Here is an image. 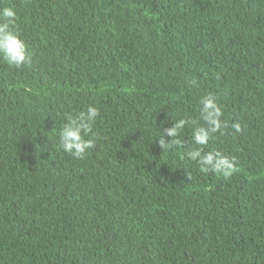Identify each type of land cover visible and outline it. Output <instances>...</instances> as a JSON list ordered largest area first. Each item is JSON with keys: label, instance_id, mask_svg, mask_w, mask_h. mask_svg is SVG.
<instances>
[{"label": "trees", "instance_id": "obj_1", "mask_svg": "<svg viewBox=\"0 0 264 264\" xmlns=\"http://www.w3.org/2000/svg\"><path fill=\"white\" fill-rule=\"evenodd\" d=\"M7 4L32 58L0 60V264H264V0ZM208 93L228 127L204 150L237 158L228 179L186 158L191 127L158 143L203 123ZM88 105L100 138L78 160L58 131Z\"/></svg>", "mask_w": 264, "mask_h": 264}, {"label": "clouds", "instance_id": "obj_2", "mask_svg": "<svg viewBox=\"0 0 264 264\" xmlns=\"http://www.w3.org/2000/svg\"><path fill=\"white\" fill-rule=\"evenodd\" d=\"M18 12L15 6L7 4L0 8V60L17 69L31 62L32 54L24 39L16 30ZM191 85L197 82L193 79ZM100 115V109L88 105L86 109L65 114V122L58 131V146L74 159H84L93 150L99 140L95 126ZM223 108L212 93L204 95L199 100V120L180 118L174 120L171 127L159 132L158 143L164 152L182 147L180 139L185 126L191 127L192 146L185 149L188 160L196 162L204 173H215L224 179L230 178L239 171L235 156L222 153L220 150L205 151L210 140L215 139V133L223 134L228 127V121L222 119ZM234 133H242L240 122L231 124ZM170 137V139H168Z\"/></svg>", "mask_w": 264, "mask_h": 264}]
</instances>
